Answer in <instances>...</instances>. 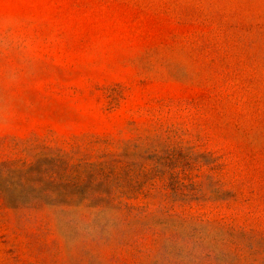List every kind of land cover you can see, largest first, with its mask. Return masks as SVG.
Wrapping results in <instances>:
<instances>
[{
    "label": "rangeland",
    "instance_id": "obj_1",
    "mask_svg": "<svg viewBox=\"0 0 264 264\" xmlns=\"http://www.w3.org/2000/svg\"><path fill=\"white\" fill-rule=\"evenodd\" d=\"M0 264H264V0H0Z\"/></svg>",
    "mask_w": 264,
    "mask_h": 264
}]
</instances>
